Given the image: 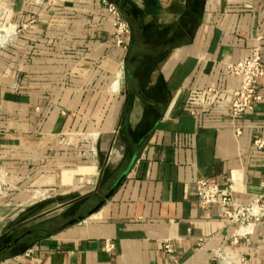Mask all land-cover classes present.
Listing matches in <instances>:
<instances>
[{
  "label": "crops",
  "instance_id": "1",
  "mask_svg": "<svg viewBox=\"0 0 264 264\" xmlns=\"http://www.w3.org/2000/svg\"><path fill=\"white\" fill-rule=\"evenodd\" d=\"M109 1L128 47L102 0H0V247L22 235L0 264H264V220L232 243L195 194L199 177L237 204L264 192V78L239 135L227 115V64L264 61V0Z\"/></svg>",
  "mask_w": 264,
  "mask_h": 264
},
{
  "label": "built area",
  "instance_id": "2",
  "mask_svg": "<svg viewBox=\"0 0 264 264\" xmlns=\"http://www.w3.org/2000/svg\"><path fill=\"white\" fill-rule=\"evenodd\" d=\"M38 3H48L51 0H35ZM108 12L113 17L114 35L120 45L129 46L131 29L118 4L109 0H102ZM227 72L240 78V85L232 92L231 100L227 109L230 123L239 135L241 130L238 126V119L248 111H251L255 104L262 98L258 91L259 82L264 78V61L257 50L237 62L227 64ZM256 148L264 146V140L255 138ZM195 194L198 204L207 208L217 205L221 215L229 224L237 225V230L232 238V243L237 242V235L244 234L255 222L264 220V192L255 197L247 204H237L232 199V188L221 185L214 177H199L195 181ZM105 250L112 251V242H105ZM32 249H27L24 256H30ZM163 252L165 255H172L173 248L169 241H164ZM173 261H176L172 258Z\"/></svg>",
  "mask_w": 264,
  "mask_h": 264
},
{
  "label": "rangeland",
  "instance_id": "3",
  "mask_svg": "<svg viewBox=\"0 0 264 264\" xmlns=\"http://www.w3.org/2000/svg\"><path fill=\"white\" fill-rule=\"evenodd\" d=\"M6 14L7 13L4 11L0 12V25H1L0 26V42H2L0 43V45L3 43H6L7 40L13 37L15 33L13 26L8 24V23L11 24L13 22L7 20V17H5ZM91 137H93V135H91ZM95 138L97 137L95 136ZM44 196L45 198H49L51 196V192L47 191Z\"/></svg>",
  "mask_w": 264,
  "mask_h": 264
},
{
  "label": "water",
  "instance_id": "4",
  "mask_svg": "<svg viewBox=\"0 0 264 264\" xmlns=\"http://www.w3.org/2000/svg\"><path fill=\"white\" fill-rule=\"evenodd\" d=\"M131 164V163H130ZM126 176V169L123 170L120 175L118 176V178L116 179V181L114 182V184L111 186V188L109 189V191L105 194V198H108L112 195V193L114 192V190L117 188V186L120 184V182L122 181V179ZM101 204V202L98 204V206ZM22 237V235H19L17 237H15L13 240L7 242L6 244H4L3 246L0 247V255L7 250L8 248H10L11 246H13L20 238Z\"/></svg>",
  "mask_w": 264,
  "mask_h": 264
},
{
  "label": "trees",
  "instance_id": "5",
  "mask_svg": "<svg viewBox=\"0 0 264 264\" xmlns=\"http://www.w3.org/2000/svg\"><path fill=\"white\" fill-rule=\"evenodd\" d=\"M130 153V152H129ZM127 160H128V156H127ZM125 163H127V162H125Z\"/></svg>",
  "mask_w": 264,
  "mask_h": 264
},
{
  "label": "bare ground",
  "instance_id": "6",
  "mask_svg": "<svg viewBox=\"0 0 264 264\" xmlns=\"http://www.w3.org/2000/svg\"><path fill=\"white\" fill-rule=\"evenodd\" d=\"M0 43H2V42H0Z\"/></svg>",
  "mask_w": 264,
  "mask_h": 264
}]
</instances>
